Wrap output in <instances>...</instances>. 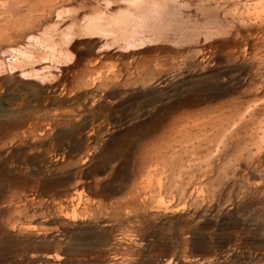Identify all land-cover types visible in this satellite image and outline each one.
<instances>
[{"label": "rangeland", "instance_id": "rangeland-1", "mask_svg": "<svg viewBox=\"0 0 264 264\" xmlns=\"http://www.w3.org/2000/svg\"><path fill=\"white\" fill-rule=\"evenodd\" d=\"M0 264H264V0H0Z\"/></svg>", "mask_w": 264, "mask_h": 264}, {"label": "bare ground", "instance_id": "bare-ground-1", "mask_svg": "<svg viewBox=\"0 0 264 264\" xmlns=\"http://www.w3.org/2000/svg\"><path fill=\"white\" fill-rule=\"evenodd\" d=\"M122 7L121 8L119 7V8L123 9L125 6L123 8ZM126 8L128 9V7H126ZM109 14H110V16L109 15H105V14H101L100 12H97V11H89L87 13H83V15H84L83 16V20H85V23H83V26L81 28H79V33L82 34V35H88V36L89 35H93V34H106V35L111 34L112 32H114V29H113L114 27H116V29H117V28L125 25L126 22L128 21V19L130 18V16L132 15L131 12L123 11V10L122 11L120 10V12H118V14L114 13L116 15H112L111 16V13H109ZM115 31H117V30H115ZM71 34L72 33H70V31L69 32H65L64 34L61 35L60 40L68 41V38H69V36ZM73 35H76V33L73 34ZM45 36H47V35H45ZM69 40H71V38H69ZM38 42L39 41H37V43ZM44 45H46V44H43V46ZM61 46H63V45H61ZM23 51H22L23 52V56L26 59H29V60H31V57L35 56V55L36 56L37 55L41 56L42 58H40V57L39 58L43 59V57H45V54L48 53V52H50V54H52V53L54 54L55 53V55H56V52H61V53H64L67 57L71 56V53L68 51V48L63 50V51L57 50L55 48V44H54L53 40H52V42L48 43L45 47H41V46L40 47H33V46L29 45L27 47V49L26 50L23 49ZM24 57H23V59H25ZM60 58H62V57H60ZM26 61H28V60H26ZM50 61H52V60H50ZM57 62H59V61L57 60ZM64 62H65V60H64Z\"/></svg>", "mask_w": 264, "mask_h": 264}]
</instances>
